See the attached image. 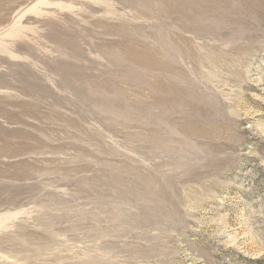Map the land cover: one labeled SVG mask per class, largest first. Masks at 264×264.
<instances>
[{
  "label": "rangeland",
  "instance_id": "374dc122",
  "mask_svg": "<svg viewBox=\"0 0 264 264\" xmlns=\"http://www.w3.org/2000/svg\"><path fill=\"white\" fill-rule=\"evenodd\" d=\"M0 264H264V0H0Z\"/></svg>",
  "mask_w": 264,
  "mask_h": 264
}]
</instances>
